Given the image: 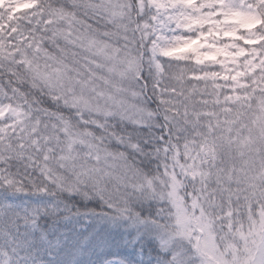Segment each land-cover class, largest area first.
<instances>
[{"label":"snow or ice","instance_id":"1","mask_svg":"<svg viewBox=\"0 0 264 264\" xmlns=\"http://www.w3.org/2000/svg\"><path fill=\"white\" fill-rule=\"evenodd\" d=\"M0 264H264V0H0Z\"/></svg>","mask_w":264,"mask_h":264}]
</instances>
